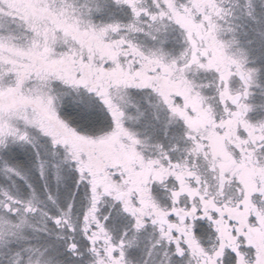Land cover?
<instances>
[{
  "label": "snow or ice",
  "instance_id": "6c2138e0",
  "mask_svg": "<svg viewBox=\"0 0 264 264\" xmlns=\"http://www.w3.org/2000/svg\"><path fill=\"white\" fill-rule=\"evenodd\" d=\"M0 264H264V0H0Z\"/></svg>",
  "mask_w": 264,
  "mask_h": 264
}]
</instances>
